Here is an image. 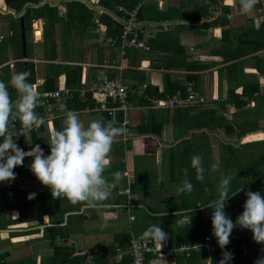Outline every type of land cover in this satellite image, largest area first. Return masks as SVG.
Instances as JSON below:
<instances>
[{"label": "crops", "instance_id": "1", "mask_svg": "<svg viewBox=\"0 0 264 264\" xmlns=\"http://www.w3.org/2000/svg\"><path fill=\"white\" fill-rule=\"evenodd\" d=\"M44 1L55 7L61 20L53 33L55 52H52L49 26L42 19H35L25 30L24 57L22 40L18 42L16 34L20 31V16L25 7L35 4L26 3L17 12L7 6L5 0H0V68L4 69L0 81L9 84L11 77L20 72L17 62H23L25 71V61L27 71L31 72L29 82L35 89L50 77L53 81L44 84L52 86L48 90L68 87L74 97L60 102L51 100L50 109L40 101L35 111L43 118L44 125L25 131L14 141L21 140L22 145L28 147L26 152L39 144L45 155L49 154L48 129L53 125L59 129L68 111H76L85 126L92 120L105 124L111 120L114 126L123 127L122 114L119 120V112L110 115L98 107L103 96L94 90L100 78L107 75L129 88L126 133L116 138L109 157L110 166L104 173L112 182L113 174L119 172L121 180L98 209L73 205L66 199H53L50 190L32 173L16 175L10 183L0 182V199L6 195L5 188L13 186L16 200L22 197L28 202L22 211H27L28 215L41 213V219L20 220L17 207L9 209L0 202V264H85L87 250L91 252L88 264H130L129 245L115 247L116 235L143 236L152 225L161 227L168 238L161 245L153 240L155 248L145 255L144 264H181L188 258L197 264H214L216 238L212 235V224L208 226L212 210L198 206H206L216 197L193 201L192 194L199 188L200 181L192 170L191 158L197 154L203 157L205 179L206 171L220 164L224 148L229 145L246 148L248 142L264 141V0H258L250 14L240 12L238 0L146 1L140 6L142 12L137 13L134 31L149 45V50L115 45L97 19L96 27H90L80 39L77 31H71L66 23L69 20L67 1L70 0ZM79 1L93 9L95 16L106 11L119 22L122 20L98 0ZM213 3L235 13L230 18H220L211 9ZM92 33H97V37L91 36ZM184 62H193L200 68L185 69ZM187 74H193V79L188 80ZM189 82L206 100L198 105L200 108L151 106L148 99L150 104L144 103L136 93L140 86L149 87L152 91L149 97L163 98L161 93L165 86L170 89L178 85L183 91L177 88L175 92L179 90L185 95ZM244 86L251 91L247 93L251 97L243 107H238V100L245 99ZM10 91L15 101L18 94L12 87ZM88 96L95 105L78 108L75 100L84 102ZM175 108H180V113L174 115ZM206 110L213 111L216 118L212 119ZM202 111V119L192 117ZM246 120L257 125L253 124L236 138L231 134L232 129L236 131L238 124ZM148 121H155L156 125H151L149 131L139 130ZM201 122L203 126L198 127ZM14 124L19 131V120ZM256 134L261 136L249 137ZM261 143H256L257 149L263 148L259 146ZM236 173L245 181L243 170ZM185 180L193 184V191L177 197L176 188ZM240 187L245 188L244 184ZM30 193H36L34 199H28ZM41 193L46 195L37 208L33 202ZM235 198L241 201L240 192ZM199 223L200 231L211 245L210 250L200 247L175 251L181 245L203 241L204 238L198 239L194 233ZM248 235L252 237L250 230ZM197 250L201 254L194 259ZM251 252V257L257 260L264 258V244L258 243Z\"/></svg>", "mask_w": 264, "mask_h": 264}, {"label": "clouds", "instance_id": "2", "mask_svg": "<svg viewBox=\"0 0 264 264\" xmlns=\"http://www.w3.org/2000/svg\"><path fill=\"white\" fill-rule=\"evenodd\" d=\"M258 0H238L240 12L250 14ZM30 71H23L11 77L9 84L18 94L15 101L9 93V85L0 81V182L10 183L15 180L14 169L22 166L26 156L32 157L29 166L31 173L47 187L53 199H66L73 205L84 204L90 209H98L110 196L112 190L119 184L121 175L113 174L109 182L104 173L110 166V153L116 138L126 133L124 127H116L114 121L106 124L101 120H92L87 126L81 121L76 111H68L61 120L60 128L55 125L48 129L47 143L49 154L36 144L29 151H24L14 141L13 137L40 129L44 125L42 117L36 113L40 102L38 91L29 82ZM19 120L20 129L17 131L14 121ZM11 125V130H10ZM191 166L195 169L196 180L203 181V157L199 154L192 156ZM216 171V166H212ZM232 176H223L218 185V196L201 209L212 210V235L218 246L224 250L230 243L234 228L248 229L256 243L264 244V196L259 191H247V199L243 211L233 222L225 212L230 197L235 196L242 187L229 195ZM193 184L185 180L176 188L177 197L191 193ZM36 193H30L28 199H34ZM161 245L168 234L158 225L150 226L144 233ZM233 254L222 251L219 264H229ZM256 264H264V258H259Z\"/></svg>", "mask_w": 264, "mask_h": 264}, {"label": "trees", "instance_id": "3", "mask_svg": "<svg viewBox=\"0 0 264 264\" xmlns=\"http://www.w3.org/2000/svg\"><path fill=\"white\" fill-rule=\"evenodd\" d=\"M42 1L43 0H5L6 5L15 9L17 12H20L26 3L35 4V5H27L25 7L23 13L20 16L24 20L25 30L31 26V22L33 20L42 19L44 21V23L49 26V33L51 35L50 39L52 42V50H53L52 52H55L53 49V46H54L53 33L55 32L56 24L61 22V20L58 17V15L56 14L55 7L50 5V3L48 1H44V2H42ZM137 2H138V0H98V3L100 5L106 7L107 9H110L115 15L120 17L122 20H124V18L127 17L126 10L131 9ZM119 6H122L124 8V10H118ZM67 8H68V19L69 20L66 23H68V26L71 29V31L72 30L77 31L76 33L79 35L80 39H82V36L85 34L86 31H90V27H93V28L96 27L97 23H96L95 19H97V21L99 23L104 25L106 36L114 39L115 45L120 44V34L122 32V23L119 22L114 17V15H112L106 11H102L100 14L95 16V11L93 9H91L90 7H88L84 2L79 1V0L67 1ZM226 11H229V10H225V12ZM140 12H142L141 9L138 11V13H140ZM222 16L224 17L225 15H222ZM215 23H217V20L215 21ZM16 35H17L16 38L18 39V42L21 43L20 31H18ZM97 35H98L97 33H92L91 36L97 37ZM126 47L128 49L129 46H126ZM136 49H138V48H136ZM17 63H19L20 72H23V62L19 61ZM182 65L185 69H188V70H194L196 68H200V66L195 65L193 62H184ZM5 68L8 69V66H5ZM2 72H4V69L1 67L0 68V77H2V75H1ZM186 77L188 80H192L194 76H193V74H187ZM52 81H53V78L46 77V79L43 82V86L37 87L36 89L37 90L52 89L51 88L52 86L47 85V87H46L44 85V84H47V82H52ZM8 85H9L8 90L10 93L11 92L10 91L11 86H10V84H8ZM177 86L178 85H175L173 87L171 86L170 89L165 86L164 91L161 93V97L165 98L167 96H170L171 94H173L175 92V90L177 88H181V90L183 91V87H181V86L177 87ZM255 88H257V86H255ZM247 89H248V87L244 86L242 92H243V95H245V99L240 98L238 100V107H243L247 103L249 97H251L247 94L249 92L251 93V91L247 90ZM144 90L147 94L151 91L149 87H145ZM128 99H129V97H128ZM141 99L144 103L150 104V102L148 100L144 99L143 97H141ZM75 101L77 103L78 108H84L87 105L92 107L96 103L91 98V96H88L87 100L84 102L83 101L81 102L80 100H75ZM151 106H153L152 103H151ZM179 111H180V108H175L174 115L176 112H179ZM206 112L208 115L211 114L212 119L216 118V116H214L215 113L213 111L206 110ZM121 114L122 113H119V116H118L119 120H121ZM203 116H204V111L198 112L197 115L192 116V117H194L195 120H198L200 118L202 119ZM205 116L208 117L207 115H205ZM202 124H203V122L199 123L197 126L201 127V126H203ZM217 124H220V122H217ZM253 124L257 125V124H255V122L253 123L251 120H246L243 122V124H238V126H237L238 129L236 130L237 132L233 128L231 131V134L233 133L236 136V138H239L242 135H244L247 130L251 129L253 127L252 126ZM151 125H156V122L153 121V122L149 123V121H148L145 124H143L142 126H140L139 130L149 131V129L151 128L150 127ZM157 128L159 131L160 125L157 124ZM10 130H11V125H10ZM259 136H261V135L256 134V135H252L249 137L253 138V137H259ZM34 138L35 137L32 136L33 140H34ZM0 139H2V138H0ZM257 142L261 143L260 141L248 142L246 148H240L239 146L229 145L228 148H226L227 151L226 152L224 151V155L222 156V158L223 157H229V158L226 160V162H222L220 160V164L216 166V169L222 165H226V163H228L231 160V158L236 157V154L239 155L240 150L245 151L247 148L257 147V145H256ZM16 143L18 144V146L21 149H23V150L28 149V147L22 145L21 140L16 141ZM262 143L259 145L260 147H263L262 148L263 150L259 149V150H261L260 156L252 161V164L249 168H242L241 169L244 171V173H246L245 181L242 183V184H244L245 188L243 187L242 188L243 190L240 191V194L242 196L241 201L240 202L237 201L235 196H232L229 198L228 203L226 205L225 212L227 213L229 218L231 220H233V222H235L237 216L239 214H241L243 211V205L247 199V197L245 195V193L247 191H249V190L254 191V192L259 191L260 193L264 192V182L258 180L259 176L261 175V173H260V175L258 174V169L260 166H264V141ZM31 162H32V157L26 156L24 158L23 165L16 167L14 169V171L16 172V174L18 176H24V175H27L28 173H31L30 168H29ZM211 169H212V167H211ZM192 170L195 172L194 168H192ZM4 188H5V186H4ZM5 189H6V192H5L6 195L4 196V198L0 199V202L4 203V205L7 206L9 209H11L13 207H17L19 209V212H20V217H19L20 220H28L29 218L41 219V213H39L37 211L35 214L31 213L29 215H28L27 211H22L23 209H26V206H28V202L26 199H23L22 197H19L16 200V198L13 196V194L15 195V193H14L15 188L13 186H12V188L8 187ZM44 195H46V194L41 193L39 195L40 197L35 199V201L33 202L36 205L35 207L38 208V206L43 202ZM30 203H32V202H30ZM194 217L197 218V215L195 214ZM11 219L9 218V220H11ZM208 220H209L208 221V226H209L212 224L211 223V217ZM5 223H7V222H5ZM199 228H200V223L194 229V233L198 235L197 236L198 239L201 237L204 238V236H203L204 233L201 232ZM248 232H249L248 229H241L239 226H237L236 228L233 229L231 237H230V243L226 246V249H224V250L229 251L233 254V258L229 261V264H256L257 259L251 258V254H252L251 251L256 249V247L258 246V243H256L252 239V237L248 235ZM129 240H130V234L128 235L127 233H120V234L116 235L113 244L117 248L118 247L126 248L129 245ZM215 247H216L215 248L216 251L214 250L213 256L215 257L214 253L215 254L217 253V258H216L217 260L215 258L214 259L212 258V262L214 264H219V261L222 259V251H224V250H222L218 246L216 239H215ZM199 250L201 251V249H199ZM199 250L195 251L196 253L193 256L194 259L198 257L197 256L198 253L201 254V252ZM244 250H245V252H244ZM194 259H192V260H194ZM188 260H189V258H188ZM188 260L185 259L184 262L181 261L180 263L181 264H197V263H194V262L188 261Z\"/></svg>", "mask_w": 264, "mask_h": 264}, {"label": "built area", "instance_id": "4", "mask_svg": "<svg viewBox=\"0 0 264 264\" xmlns=\"http://www.w3.org/2000/svg\"><path fill=\"white\" fill-rule=\"evenodd\" d=\"M149 0H140L136 3L131 9L126 10L127 17L124 20H121L122 23V32L120 34V45L125 46H134L138 49L149 50V45L142 40L136 31H134V26L137 21V13L139 11L140 6ZM211 9L216 15L222 16L225 15L227 18H230L235 12L227 11L225 12L222 6L219 3H213L211 5ZM118 10H124L122 6L118 7ZM240 10V9H239ZM110 42H114L109 39ZM145 88L140 86L136 90V93L139 97H143L148 99L153 106H161V107H176V106H192V105H201L206 100L202 94H199L192 83L186 84V93L185 95L181 94L178 90L172 96H167L165 98H152L149 97L148 94L144 90ZM37 90V89H36ZM40 96V101L43 102L44 105L47 106V109L51 108V100L54 102H60L63 98H72L73 90L68 87H62L57 90H37ZM95 93L103 96L101 99V103L98 106L107 114L114 115L119 112L122 113V126L124 128L127 127L128 124V93L129 88L126 84L121 83L119 80L115 78H111L107 75H103L100 78L98 85L95 87ZM85 98V97H81ZM39 106V105H38ZM38 108V107H37ZM36 108V110H37ZM14 123V122H13ZM16 127V126H15ZM16 137L14 136L13 139ZM264 193V192H263ZM204 248L206 251L210 250V243L208 242V238H204L203 241L193 244H184L175 249V251L180 252L184 250H191L196 248ZM155 244L152 239L144 238V236H135L132 235L129 243V254H130V264H144L145 255L154 250ZM90 251H85L86 261L85 264L91 262L90 259Z\"/></svg>", "mask_w": 264, "mask_h": 264}, {"label": "rangeland", "instance_id": "5", "mask_svg": "<svg viewBox=\"0 0 264 264\" xmlns=\"http://www.w3.org/2000/svg\"><path fill=\"white\" fill-rule=\"evenodd\" d=\"M32 33H37V31H33ZM139 50H144V49H139ZM194 107H201L198 105H192ZM258 147H250L247 148L243 153L237 155L235 158H231V160L226 163V165H222L219 168L216 169V171H206L205 173V179L203 181H200V186L199 188L192 194V199L195 201L196 199L201 197H217L218 196V185L220 183V180L223 176H232L233 179L230 184V189H229V195H231L233 192L238 191L240 188V185L244 182L243 179L238 176V173L242 168H249L251 166V161L253 159L251 158H257L259 157L261 150L257 149ZM259 150V151H258ZM223 152L227 151L225 148L222 150ZM242 152V150H240ZM229 157H223L221 159L222 162H226V160ZM260 171H262L260 177L258 180L264 182V166L259 167ZM203 199V198H202ZM135 231V229H134ZM137 232H140V230H137ZM254 258V257H251ZM256 259V257L254 258Z\"/></svg>", "mask_w": 264, "mask_h": 264}, {"label": "water", "instance_id": "6", "mask_svg": "<svg viewBox=\"0 0 264 264\" xmlns=\"http://www.w3.org/2000/svg\"><path fill=\"white\" fill-rule=\"evenodd\" d=\"M8 10H10L8 8ZM20 31H21V40H22V48H23V56L26 57V40H25V27H24V21L23 18H20ZM24 67L25 70H27V62L24 61ZM153 130L155 131L156 128L154 127ZM241 146H245L244 144H241Z\"/></svg>", "mask_w": 264, "mask_h": 264}, {"label": "bare ground", "instance_id": "7", "mask_svg": "<svg viewBox=\"0 0 264 264\" xmlns=\"http://www.w3.org/2000/svg\"><path fill=\"white\" fill-rule=\"evenodd\" d=\"M36 34L39 35V32H37Z\"/></svg>", "mask_w": 264, "mask_h": 264}]
</instances>
